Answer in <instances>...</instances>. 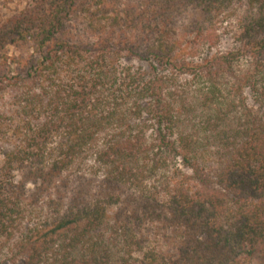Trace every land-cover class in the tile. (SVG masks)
Here are the masks:
<instances>
[{"label": "trees", "instance_id": "1", "mask_svg": "<svg viewBox=\"0 0 264 264\" xmlns=\"http://www.w3.org/2000/svg\"><path fill=\"white\" fill-rule=\"evenodd\" d=\"M259 257L264 0H33L0 24V264Z\"/></svg>", "mask_w": 264, "mask_h": 264}, {"label": "rangeland", "instance_id": "2", "mask_svg": "<svg viewBox=\"0 0 264 264\" xmlns=\"http://www.w3.org/2000/svg\"><path fill=\"white\" fill-rule=\"evenodd\" d=\"M33 0H0V24L6 21L8 18L14 16L15 14L21 12L26 7H29L32 5ZM233 34L225 35V37L222 40V48L229 49L237 47L233 38ZM31 48H29L28 45L21 44L18 45H10L8 46V52L10 54H18V53H24L29 54L31 53ZM126 64L133 65L135 68L142 67L143 69H148L149 65L146 62H141L139 60L135 59H127L124 61ZM30 188H33L32 185L29 186ZM258 258L255 262L256 264L259 263Z\"/></svg>", "mask_w": 264, "mask_h": 264}]
</instances>
